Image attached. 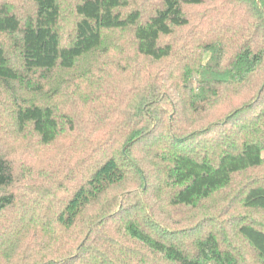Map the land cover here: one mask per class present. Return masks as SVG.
<instances>
[{
	"label": "trees",
	"instance_id": "trees-1",
	"mask_svg": "<svg viewBox=\"0 0 264 264\" xmlns=\"http://www.w3.org/2000/svg\"><path fill=\"white\" fill-rule=\"evenodd\" d=\"M72 13L0 0V264H264V0Z\"/></svg>",
	"mask_w": 264,
	"mask_h": 264
},
{
	"label": "rangeland",
	"instance_id": "rangeland-1",
	"mask_svg": "<svg viewBox=\"0 0 264 264\" xmlns=\"http://www.w3.org/2000/svg\"><path fill=\"white\" fill-rule=\"evenodd\" d=\"M60 1H61L62 16H61L59 31H60V35L62 36V39L66 40L69 33L71 32L72 23H73V19H74L73 13H72L73 0H60ZM138 1H140V0H138ZM144 1L147 2V0H144ZM4 3H6V2L4 1ZM17 5H18V8H17V6H15V9L18 12L22 13L26 10V7H25V5H23L22 2L18 1ZM200 8L201 7H192V8H190V10L196 11ZM0 43L9 44L10 41L7 39L6 35H0ZM108 52H111V50ZM115 55L116 54L112 53V56H110V59H113L115 57ZM206 56H208V54ZM107 61H110V60L109 59H102L101 55H99L97 57L93 56V57H90L88 62L83 63L82 68H86L87 65H90L93 67V69H96L95 71H101V68H104V66L101 64L104 62H107ZM108 66H109V63L107 64L108 71H123V69H124V68H119V67L118 68H112V67H108ZM261 156L264 157V150L261 152ZM252 214L255 215V217H256L255 220L258 221V223H264V216L262 214H259L258 212H252Z\"/></svg>",
	"mask_w": 264,
	"mask_h": 264
}]
</instances>
